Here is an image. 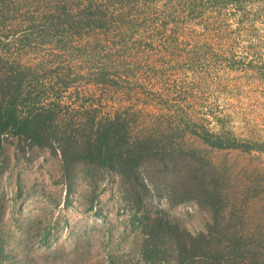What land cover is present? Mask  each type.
Wrapping results in <instances>:
<instances>
[{
    "label": "rangeland",
    "instance_id": "374dc122",
    "mask_svg": "<svg viewBox=\"0 0 264 264\" xmlns=\"http://www.w3.org/2000/svg\"><path fill=\"white\" fill-rule=\"evenodd\" d=\"M18 1L0 23V52L20 65L45 68L46 79L53 71L62 78L69 74L74 82L61 94L68 107L91 106L100 114L127 109L136 129L180 119L185 140L226 179L229 206L241 215L236 222L243 233L264 245V153L212 150L190 136L198 126L264 142V0L240 6L124 0L122 7L121 0H105V12L125 20L118 24L122 30L80 38L42 36L41 5ZM105 65L115 84L91 85L88 75ZM98 176L91 185L78 179L66 196L58 155L5 137L0 264H149L139 256L145 217H161L192 234L211 222L194 202L172 204L163 190L147 185L141 203H133L138 196L115 176Z\"/></svg>",
    "mask_w": 264,
    "mask_h": 264
},
{
    "label": "trees",
    "instance_id": "16d2710c",
    "mask_svg": "<svg viewBox=\"0 0 264 264\" xmlns=\"http://www.w3.org/2000/svg\"><path fill=\"white\" fill-rule=\"evenodd\" d=\"M208 1L213 5L222 0ZM18 2L0 0L1 24L18 9ZM30 2L41 5L42 29L47 30L42 36L49 38L55 32L70 38L94 31L107 33L112 28L120 30L119 22L125 21L120 15L105 12V0ZM248 2L253 0H225L234 6ZM191 6L198 10V6ZM46 72L45 68L40 71L20 65L0 52V150L3 139L11 137L58 155L66 196L73 193L78 179L91 185L99 180V173H104L115 176L122 187L138 196L131 199L133 203H141L140 191H147L150 185L163 190L172 204L191 201L210 213L206 230L196 234L161 217H145L146 239L139 251L143 262L264 264V245L248 238L240 228L242 223L236 222L241 215L229 206L226 179L209 157L185 140L187 126L180 119L169 124L152 122L147 129H136L127 109L100 114L91 106L68 107L61 94L74 81L68 79L69 74L64 78L54 76V71L46 79ZM108 74L105 65L88 75V82L95 87L115 84ZM190 136L212 150L264 153V142L239 139L222 130L196 126ZM2 244L0 227V262L4 258ZM110 264L119 263L110 260Z\"/></svg>",
    "mask_w": 264,
    "mask_h": 264
}]
</instances>
